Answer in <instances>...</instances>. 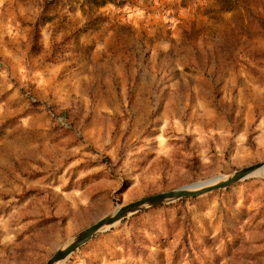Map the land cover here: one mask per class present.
<instances>
[{"label":"rangeland","instance_id":"rangeland-1","mask_svg":"<svg viewBox=\"0 0 264 264\" xmlns=\"http://www.w3.org/2000/svg\"><path fill=\"white\" fill-rule=\"evenodd\" d=\"M100 1L0 0V264L264 160V0ZM58 264H264V175L132 214Z\"/></svg>","mask_w":264,"mask_h":264},{"label":"water","instance_id":"water-1","mask_svg":"<svg viewBox=\"0 0 264 264\" xmlns=\"http://www.w3.org/2000/svg\"><path fill=\"white\" fill-rule=\"evenodd\" d=\"M262 166H264V160L235 169L226 174V177L223 179L218 180V178H214L218 175H214L203 181L192 182L177 188L150 193L135 200L123 203L116 207L111 213L102 216L95 222L72 235L51 254L44 264L60 263L98 233L110 228L117 222L132 214L181 198H193L216 189L226 188L229 185L250 176L253 170Z\"/></svg>","mask_w":264,"mask_h":264},{"label":"bare ground","instance_id":"bare-ground-1","mask_svg":"<svg viewBox=\"0 0 264 264\" xmlns=\"http://www.w3.org/2000/svg\"><path fill=\"white\" fill-rule=\"evenodd\" d=\"M257 171H259V173H261L262 175H264V166L259 167V168L255 169V170H253L250 175H253ZM225 177H226V175L221 174V175H218V176H216L214 178H218V180H219V179H223Z\"/></svg>","mask_w":264,"mask_h":264},{"label":"trees","instance_id":"trees-1","mask_svg":"<svg viewBox=\"0 0 264 264\" xmlns=\"http://www.w3.org/2000/svg\"><path fill=\"white\" fill-rule=\"evenodd\" d=\"M105 2V0H102V1H100V4H102V3H104ZM194 198V197H193ZM182 199H186V198H181V199H178V201H181ZM158 207V206H157Z\"/></svg>","mask_w":264,"mask_h":264}]
</instances>
